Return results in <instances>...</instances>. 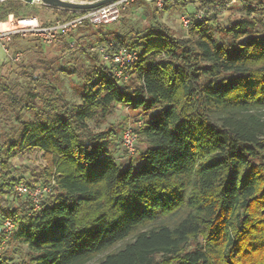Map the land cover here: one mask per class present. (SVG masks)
Masks as SVG:
<instances>
[{"label": "trees", "instance_id": "obj_1", "mask_svg": "<svg viewBox=\"0 0 264 264\" xmlns=\"http://www.w3.org/2000/svg\"><path fill=\"white\" fill-rule=\"evenodd\" d=\"M201 3L189 37L159 22L113 44L100 33L110 52L134 49L139 59L127 80L93 51L83 73L62 69L83 76L80 102L46 76L33 79L43 90L22 94L0 83V113L5 98L22 125L0 145V219L16 223L14 254L0 250V264H264V0L227 26L216 0ZM28 7L5 0L0 20ZM116 105L155 112L138 128V170L117 161V131L89 124ZM22 108L34 118L23 120ZM26 149L44 153L41 183H53L39 209L14 191L23 179L10 158ZM25 246L29 259L17 260Z\"/></svg>", "mask_w": 264, "mask_h": 264}, {"label": "rangeland", "instance_id": "obj_2", "mask_svg": "<svg viewBox=\"0 0 264 264\" xmlns=\"http://www.w3.org/2000/svg\"><path fill=\"white\" fill-rule=\"evenodd\" d=\"M86 2H95L98 0H81ZM220 2H224V7ZM257 0H216L215 6L218 9L217 21L222 26H227L231 22L239 20L246 16L249 6H255ZM201 0H168L164 9L159 10L154 5L143 0L134 1L123 11L120 19L110 25L95 27L84 26L69 36L61 37L57 43L44 47V53L41 54V41L35 36H19L11 43V52L13 54L21 53L19 61H15L9 54L4 53L0 47V83L6 85H18L15 87L19 93L27 91L29 88L43 90L45 88L42 82L35 81L34 77L46 76L53 85H57L65 97L72 102H80V89L83 83L81 73L86 71L91 63L89 53L93 47L100 46V33H110L109 40L113 44L116 42V35H125L131 31L146 32L155 22L168 26L178 37L191 36V27H186L182 23L183 16L195 17L197 13L205 10L201 8ZM64 10L61 8H47L42 4H30L22 13L24 15L32 14L43 23H51L58 19L65 18ZM214 13L210 15L213 16ZM257 13H252L256 16ZM133 32V33H134ZM219 36L218 33H216ZM71 41L76 44L71 46ZM48 61L51 69H47ZM78 69L81 73L71 75L62 69ZM129 79V77H128ZM127 80V79H126ZM3 112L0 113V145L8 144L17 139L21 134L22 125L18 120V111L10 106L7 99L2 98ZM22 106L24 103L22 102ZM24 107V106H23ZM23 120L33 119V115L22 108ZM154 111L145 112L141 109L134 110L122 105H116L112 113L104 120L93 119L89 122L90 126L96 131L104 129H113L119 136L118 145L113 147L115 157L118 162H133L135 170H138L142 164L141 153L144 145L136 142V152L130 154L123 145L122 137L127 127L138 128L139 121H147L154 114ZM6 155L0 154L1 162ZM13 164L12 173L23 179V183H41L43 181L41 174L47 160L44 153L40 150H22L10 158ZM2 181L0 179V185ZM10 200L12 195H6ZM3 221L0 219V236L2 235ZM123 246L120 243L116 248ZM9 253L14 254V247H3ZM2 250V249H1ZM17 260H28V250L26 246L22 252L15 255ZM102 257V256H101ZM97 259L89 264H96Z\"/></svg>", "mask_w": 264, "mask_h": 264}, {"label": "built area", "instance_id": "obj_3", "mask_svg": "<svg viewBox=\"0 0 264 264\" xmlns=\"http://www.w3.org/2000/svg\"><path fill=\"white\" fill-rule=\"evenodd\" d=\"M5 0H0L2 3ZM76 3H88L81 0H67ZM138 0H114L105 5L91 8V9H62L68 11L69 17L55 20L51 23H43L39 17L27 14L26 16H16L11 13L7 18L0 20V47L4 53L9 54L13 60L19 61L21 53L13 54L11 52V43L14 37L19 36H35L43 45L51 46L61 38L67 37L71 33L78 31L80 28L90 25L95 27L107 26L118 21L128 6ZM149 4L154 5L157 9H164L168 0H143ZM30 4H44L43 0H33ZM204 13L200 11L192 16H183L182 23L186 27L190 26L194 18L202 19ZM75 41H71L70 45L74 46ZM91 51L100 55L101 60L113 67L115 74L119 78L128 79L126 70L133 63L138 61L139 52L134 49L121 48L116 52H110L105 46L100 45L93 47ZM143 123L140 121L138 126L141 127ZM138 127V128H139ZM138 128L127 127L124 130L122 142L130 154L136 152V142L139 137ZM1 164V159H0ZM52 184L37 183L29 185L27 183H19L14 186V191L18 195H29L34 202L36 209H39L41 200L51 192ZM16 228V223L12 218L3 220L2 233L4 239L0 245V250L9 240L10 236Z\"/></svg>", "mask_w": 264, "mask_h": 264}, {"label": "water", "instance_id": "obj_4", "mask_svg": "<svg viewBox=\"0 0 264 264\" xmlns=\"http://www.w3.org/2000/svg\"><path fill=\"white\" fill-rule=\"evenodd\" d=\"M26 3H32L33 0H22ZM114 0H98L95 2H88V3H76L67 0H43L44 5L54 7V8H61V9H91L96 8L102 5H105L109 2Z\"/></svg>", "mask_w": 264, "mask_h": 264}, {"label": "crops", "instance_id": "obj_5", "mask_svg": "<svg viewBox=\"0 0 264 264\" xmlns=\"http://www.w3.org/2000/svg\"><path fill=\"white\" fill-rule=\"evenodd\" d=\"M42 5L45 6V7H47V8H48V7H49V8H54V7L46 6V5H44V4H42Z\"/></svg>", "mask_w": 264, "mask_h": 264}]
</instances>
